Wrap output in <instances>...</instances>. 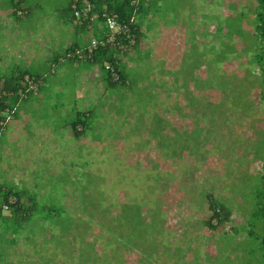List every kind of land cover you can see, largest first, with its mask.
<instances>
[{
    "label": "rangeland",
    "instance_id": "1",
    "mask_svg": "<svg viewBox=\"0 0 264 264\" xmlns=\"http://www.w3.org/2000/svg\"><path fill=\"white\" fill-rule=\"evenodd\" d=\"M66 1L46 0L43 5H25L26 9L31 8L27 16L10 14L13 16L9 19L8 12H13V7L7 5L10 0H0V18L4 19L0 20V31L23 33L17 36L19 43L14 44V48L20 53L22 45L33 47L37 56L27 65L23 55L20 59L11 55L6 62L8 54H2V81L6 82L27 67L32 68V73L47 77L48 64L41 58H47L48 53L61 56L62 44L68 38L82 49H88L93 42L96 47L114 43L115 37L112 39L110 34L99 40L92 33L79 31L76 35L73 30L66 31L56 21V11L69 17L66 5H60ZM149 1V16L140 20L142 28L149 30L143 31L140 51L135 55L130 51L135 61L129 60L130 65L126 67L127 91L107 90L99 75L103 74L99 65L89 71L85 65L76 63L68 70L70 77H64L63 88L54 89L52 77L47 78L41 94L33 98L34 110L45 116L42 123L47 130L42 138L50 131L58 135L57 139L62 137L56 144L41 141L39 145L30 146L29 142L31 148L23 149L19 147L20 138L16 139L13 151L17 163L10 173L12 176L8 174L5 178L13 187L14 183L22 187L26 199L37 197L38 207L27 229L20 230L18 223L12 224L11 218L2 219L0 263L82 264L78 262L82 236L104 235V232L98 224H89L80 235L79 228L83 227L78 218L82 212L78 204L81 183L88 186L85 193H90L89 196L103 205H111L107 210L109 224L124 202L138 205L148 225L131 226L126 230L128 241L122 239L123 243L114 241L112 235L117 232L113 230L97 238L93 250L100 253L105 264H264L261 229L255 228L252 222L250 225L251 185L253 176L261 169V161L254 153H257L264 128V104L259 100L260 88L253 76L258 71L248 64L251 52L241 53L251 43L248 38L253 32L255 2ZM47 16L50 18L43 21ZM227 22L232 24V31L238 22L245 37L233 35L229 40L222 36L228 29ZM216 27L221 30L215 32ZM63 33L66 40L57 42L54 48L52 39L56 40V35ZM8 38L9 35L3 36L4 40ZM51 44L53 49H50ZM223 48L230 52L218 62L215 53ZM192 51L202 53L206 62L194 63ZM28 57L30 55H26ZM183 59L192 63L193 74L180 69ZM127 60L125 57L122 62ZM121 68L124 69L123 64ZM88 71L90 80L82 82L81 75ZM75 75L78 83H74ZM196 79L207 84L201 82L197 86ZM184 81L188 82L187 90L182 85ZM219 82H230L235 90V84L242 83L251 103L248 108L240 106L234 99L237 94L229 86L221 93ZM190 94L200 107L218 104L220 111L212 115L210 106L198 117L193 116L187 100ZM232 100L237 103L233 104ZM89 111L93 115L88 123L90 131L85 137L74 139L71 124L77 120L78 112ZM1 115L6 118V113ZM82 121L85 120L82 118ZM157 122L162 125L159 131ZM7 127L2 128L0 141L6 139ZM197 127L201 128L198 140L190 143L194 150L189 155L183 151L182 156L171 158V148L164 147L171 145V141L164 142L163 138L177 131L189 133ZM37 131L30 129V134ZM4 142L13 148L8 141ZM82 166L85 177L81 176ZM204 193H212L230 210L227 222L218 225L212 221ZM45 201L53 206L51 213H47L49 206ZM59 212H64L61 218L66 223L55 224V215ZM61 220L58 221L63 222ZM83 220L87 221L86 217ZM94 220H98L97 215ZM206 221L216 224V228L206 226ZM70 225L77 226L69 228ZM61 227L68 228L64 234ZM13 232L20 234L15 239L17 242L12 240ZM59 240L70 247L58 246ZM89 240H93L92 236Z\"/></svg>",
    "mask_w": 264,
    "mask_h": 264
},
{
    "label": "trees",
    "instance_id": "2",
    "mask_svg": "<svg viewBox=\"0 0 264 264\" xmlns=\"http://www.w3.org/2000/svg\"><path fill=\"white\" fill-rule=\"evenodd\" d=\"M91 4V12L88 15V17L80 16L79 18H76L74 16V13L76 10H80L82 8V2L81 0H71L70 5L67 7V14L70 16L72 20H76L79 22V24L84 25L86 21L94 20L96 24H101L104 26V32L102 33L103 37L109 35V30L105 27V16H114L116 20L120 24H125L129 28L128 32L123 34H117L115 36V41L113 44H107L104 46H98L91 50L90 53H88V50H79L82 54L77 55L76 57H73V55H69V53L66 55V58L73 59L71 61H77L76 59L81 60H87L86 62L88 65L87 68L91 69L92 67H101V71L99 75L102 76V82L104 86L109 91L120 89L119 91H127L129 87V77L126 74V67H129L130 64H128L129 60L135 61L134 56L130 55V51L134 52V55L137 54L140 51V39L144 37V30L147 28H142V24L140 20H143L149 16V10H150V1L149 0H102L100 3L98 0H88ZM255 7L253 9V32L251 33L250 37V44H248V47H244V50L241 51L243 53L244 51L251 52V57L248 60V64L253 66L254 70H257L258 73L256 75H253L256 78L255 83L259 86V94H260V102L264 104V0H254ZM13 15H16V17L21 14V12H18L17 5L15 6L13 4ZM12 15V16H13ZM227 19V18H226ZM70 20L69 22H72ZM226 25V23H225ZM231 23L227 22L228 29L223 33L222 36L225 38L232 40L233 35L238 37H245L243 36V31L240 29L238 22L235 27H239L234 31H232L233 26ZM221 27H216L215 32L220 31ZM99 40L101 38H98ZM229 50L232 52L234 51V48L231 46ZM229 50L223 48L221 51L216 52V61L220 62L224 60L227 56V54L230 52ZM190 51H188L189 53ZM195 51H192L193 55V61L194 63L197 62H206V58L202 59V53L195 54ZM238 55L240 53H237ZM125 57H128V60L126 62H122ZM205 57V56H204ZM124 65V69L121 68L122 64ZM192 64V63H191ZM190 63L186 61V59L182 61V65L180 67L181 70L187 71L190 74L194 73V70H191L193 67ZM106 65H110V68H106ZM195 66V65H194ZM40 77H36L29 73H18L16 75H13L12 78H8L6 82L3 83L2 89L0 90V121L5 120L1 118V113H4L6 110L7 115L12 113V102L10 99L14 100L13 98H17L18 100H22L21 98L28 95L29 93H34L30 88L33 85H36L38 88V82ZM197 86L199 83H206V81H201L199 79H196ZM184 88L187 90L188 82L184 81L183 84ZM219 90L221 93H224V88L229 86L231 91L234 94H237L234 98L238 103H241V107L247 109L248 106L251 104L247 98L246 94L248 93L247 88L245 89V86L238 82L235 84L237 87V90L233 88V85H231L230 82L227 83H218ZM124 94V93H123ZM122 94V96H123ZM119 96V95H117ZM12 97V98H11ZM187 100L189 101V108L190 111H192L193 116L198 117L199 113L203 111H207L206 109L210 106V112L211 114H217L218 111H220V105L218 104H211L206 107H200L198 100L190 94V96L187 97ZM235 100H232V103L235 104ZM14 110V109H13ZM121 111L120 109H117ZM9 116V115H8ZM77 120L74 121L70 129L73 131L74 139H80L82 137H85L87 133L90 131L89 129V121H92L93 115L89 112L83 113L78 112L77 113ZM82 118L85 121H82ZM141 118V117H140ZM139 121V117L136 119ZM156 120V119H155ZM161 122H164L163 120L159 119ZM158 121V120H156ZM159 122V121H158ZM157 122V130L159 131L162 128V125ZM212 122V121H211ZM156 125V123H155ZM157 131V132H158ZM201 128L197 127L191 130L189 133L184 132H174L171 133V136H168V138H163L164 142L171 141V145H165V148H171V158L177 157L183 153V151H187V155H189L193 150L194 146H190L191 142H196L198 140V137L200 135ZM90 135V134H89ZM260 144L259 147H256L257 153H254L255 158H259L261 161V169L260 172L255 174L253 176L254 182H252L251 185V195L250 198L252 200L253 209H251V218L250 219V225L251 222L253 226H256L261 229V239H263L264 243V128L262 130V134L260 135L259 139ZM182 156V155H181ZM87 165V164H83ZM83 173L81 176L85 177L84 172V166H82ZM81 177L79 178V181L81 182ZM79 196H78V204L81 206V211L78 218L82 220V223H80L81 228H79L80 235L85 232V228L89 227L87 225L89 224H98L99 227L103 230L104 235L107 234V232H117L116 234H113L112 237L115 239L114 241L117 243H123L122 239H125L126 236V230H129L131 226L137 227L140 224L147 225V222L145 219L141 216L140 209L138 205H130L129 203L122 202L119 205V210L115 214V216L112 218V223H115L116 225L109 224L106 220L107 215L109 212L107 211L111 205L109 204H101L98 199H94L92 195L89 196L90 193H85V191L88 190V186L82 185L79 183ZM206 202L208 203L209 210L212 212V221H216L215 223L220 225L224 222H227L230 218V210L223 204H221L219 201L216 200L215 196L212 193H204ZM24 192H18V190L12 186H4L0 185V222L3 221L2 219L5 218H11L12 224L18 223V228L20 230L27 229V225L30 223L32 218L34 217L36 213V209L38 207V203L36 202L37 197H28L26 199ZM67 197H69L67 195ZM66 197V199H67ZM90 198V199H88ZM11 199H14L15 201L12 203L10 202ZM45 204L49 206L48 212L51 213L50 210H53V206L51 207V204L48 201H45ZM90 205V206H89ZM87 206V207H86ZM89 208L91 210H89ZM5 212L8 213V215H5ZM79 212V211H78ZM53 213V212H52ZM60 213V212H59ZM64 213V212H63ZM55 215L56 219L54 222L55 224H63L66 223V220L62 219V214ZM97 215L98 220H94V216ZM136 216V217H135ZM83 217H86V220H83ZM62 219V220H61ZM58 220H61L63 222H60ZM102 220V221H100ZM89 222V223H87ZM130 222L132 224H130ZM206 226L214 230L216 228V224H212L211 221L204 222ZM70 225L71 227H76ZM12 227V226H11ZM68 228L61 227V233L64 234L67 231ZM50 232L49 230L47 231ZM22 233V232H20ZM15 235V236H14ZM20 235V234H19ZM19 235L17 236L13 232V241H16L15 239L19 238ZM103 233H99L96 236L92 235L91 233L85 234L84 238L82 236V246L80 247V254L78 262L82 264H97V263H104V260L101 259L100 253H98L96 250H93L94 242L97 240V238L103 237ZM2 235H0L1 237ZM92 236L93 240H89V238ZM53 237V235H52ZM73 239V237L71 238ZM128 241V238L125 239ZM60 241V240H59ZM85 241V242H84ZM61 242V241H60ZM16 244V243H15ZM63 246L64 248H69L70 246L66 245L65 243L61 242V244L58 243V246ZM68 253H73L72 251H68Z\"/></svg>",
    "mask_w": 264,
    "mask_h": 264
},
{
    "label": "crops",
    "instance_id": "3",
    "mask_svg": "<svg viewBox=\"0 0 264 264\" xmlns=\"http://www.w3.org/2000/svg\"><path fill=\"white\" fill-rule=\"evenodd\" d=\"M100 3L102 2V0H98ZM107 1V0H106ZM46 2V0H10V3H7V5L9 7H13V4L16 6L17 5V9L18 12H21V14H18L19 17H24L27 16L30 11L31 8H25V5L27 6H38V5H43ZM71 0H67L66 2H60V5L62 6L63 4L66 5V7H68L70 5ZM56 21H58L59 23H61V25H63V27L66 29V31H70L73 30L75 32V34L77 35V33L80 32H85V33H92V36H98L99 38H103L102 33L104 32V28L102 27L101 24H96V22L92 19L89 21H86L84 25L82 24H75V22H77L76 20H72L69 17H64L63 14L59 13L58 11H56ZM12 14V11L10 10L8 12V16ZM12 16V15H11ZM9 16V19L10 17ZM51 16V15H50ZM50 16H47L45 18H43V21H47ZM0 20H4L3 18H0ZM70 20H72V22H69ZM62 27V30L64 29ZM64 32V31H63ZM23 33L21 32H5L2 33V31H0V61H2V54L6 55L8 54V57L6 59V62L8 61V59L10 58L11 55H13L16 59H20L21 55L24 56V58L27 60V65L30 64V59L32 58H37L36 56V51L34 50L33 47H24L23 45L20 46V48L22 49L20 53L17 52V49L14 48V44L19 43L17 36L21 35ZM66 33L60 34V35H56L57 39L54 40L52 39V43L54 45V48H56L55 46H57V42L60 41L63 42ZM9 35V38L7 40L3 39V36ZM21 37V36H20ZM67 37V36H66ZM15 39V42H14ZM66 40V39H65ZM64 40V41H65ZM26 42V41H25ZM24 42V45H25ZM63 45V54L61 56H54L53 54L48 53L47 58H41L42 62H45L48 64V71H46L45 75L47 77H40L37 74L32 73V68L27 67L22 73H29L32 74L36 77H40L37 78L39 79L38 82V88L36 85L31 86V90L34 93H29L28 95L22 97V100H18L17 98H13L14 100L10 99V101L12 102V113L10 114H6V118L5 120H2L4 122V126L3 129L5 130L6 126L7 127V135H6V139L3 140V138H1L0 141V145H3L2 147L0 146V171L4 172L6 175L4 176L2 173H0V185H4V186H12V182H7V178H5L8 174L11 173V171L13 170V168H15V165L17 163V160L15 158L14 155V151L13 149L16 148L14 144L17 143L18 138H20L19 140L22 142L19 147L21 149L23 148H31L30 146L33 145H39L42 142H45V144H51L53 142L58 143V141H60V138L57 139L56 137L58 135H55L54 132H50L45 135V137L42 138L43 134L45 133L44 131L47 129L45 128V125L42 123V121L45 119V116L38 114L34 109L33 106V98L36 97L37 95L41 94V90H42V86L45 84V80L47 78H51L53 79V83L51 84L53 87H55L54 89L58 90L59 88H63V81H64V77L66 76L67 78L70 77L71 74H67L68 70L70 67H72L74 64H78L79 66L81 65H85V69H88L89 71H91V69L87 68L86 66L88 65V63L86 62L87 60H79L76 59L77 61H71L73 59H67L66 55L69 53V55H73V57H76L77 55H79V53L84 50L81 48V46H79L76 41L74 42L73 39L71 40L70 38H68L65 41V44ZM13 47V48H11ZM18 48V47H16ZM52 48V44H51V48ZM16 50V51H15ZM81 50V51H79ZM88 50V49H86ZM90 53V52H88ZM33 54V55H32ZM18 55V56H17ZM26 55H30V57L26 58ZM51 55V57H49ZM124 60V59H123ZM122 60V61H123ZM51 66V67H49ZM89 71L87 73H84L83 75H81V77L83 78L82 82L85 80H90L89 77ZM13 76H10V78H12ZM76 75L73 77L74 83H78L77 81H75L76 79ZM50 79V80H51ZM67 80V79H66ZM81 82V83H82ZM4 81H2V78L0 77V85H3ZM47 87V85H45ZM52 87V88H53ZM2 89V87L0 88V90ZM76 92V91H75ZM78 93V91H77ZM79 94V93H78ZM12 98V97H11ZM14 109V110H13ZM4 113H9L7 112V110ZM1 118L4 119V117L1 115ZM6 119H8V123L6 122ZM41 125H43L44 127L41 128L39 123ZM30 129L33 130H38L36 133H31L30 134ZM42 135V136H41ZM8 141L13 148H9L6 144V142L4 141ZM34 141V143H33ZM31 142L30 146H28V143ZM61 143V142H59ZM44 144V145H45ZM20 174V173H19ZM18 174V175H19ZM11 175V174H10ZM12 176V175H11ZM11 176H8L11 178ZM9 180V179H8ZM14 183V182H13ZM15 187L18 192H22L20 186H17L14 183ZM13 187V186H12ZM24 238V237H23ZM22 238V239H23ZM1 240H4L1 238ZM24 241V239H23ZM25 242V241H24ZM28 245V244H27ZM0 246H2L1 241H0ZM1 250H0V258H1ZM9 263V261H8ZM2 264V262L0 263Z\"/></svg>",
    "mask_w": 264,
    "mask_h": 264
},
{
    "label": "built area",
    "instance_id": "4",
    "mask_svg": "<svg viewBox=\"0 0 264 264\" xmlns=\"http://www.w3.org/2000/svg\"><path fill=\"white\" fill-rule=\"evenodd\" d=\"M82 2V8L80 10H76L74 13V16L76 18H79L80 16L88 17V15L91 12V4L88 0H81ZM105 26L109 30V33L111 35V38L113 39L117 34H123L125 35L129 28L125 24H120L114 16H105ZM96 42H93L92 45L88 48V52H91L92 49L96 47ZM82 53V52H81ZM79 53L81 56L82 54ZM106 68H110V65H106ZM8 121V119H6ZM4 126V122L0 121V132ZM14 199H11L10 202H14Z\"/></svg>",
    "mask_w": 264,
    "mask_h": 264
},
{
    "label": "bare ground",
    "instance_id": "5",
    "mask_svg": "<svg viewBox=\"0 0 264 264\" xmlns=\"http://www.w3.org/2000/svg\"><path fill=\"white\" fill-rule=\"evenodd\" d=\"M7 114V113H6Z\"/></svg>",
    "mask_w": 264,
    "mask_h": 264
}]
</instances>
